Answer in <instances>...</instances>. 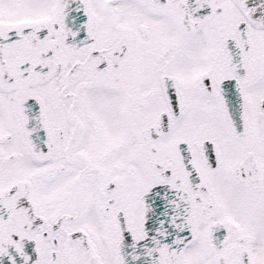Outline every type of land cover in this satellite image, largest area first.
I'll use <instances>...</instances> for the list:
<instances>
[{"label":"snow or ice","instance_id":"snow-or-ice-1","mask_svg":"<svg viewBox=\"0 0 264 264\" xmlns=\"http://www.w3.org/2000/svg\"><path fill=\"white\" fill-rule=\"evenodd\" d=\"M0 264H264V0H0Z\"/></svg>","mask_w":264,"mask_h":264}]
</instances>
